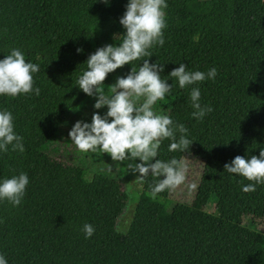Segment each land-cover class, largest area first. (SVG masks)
Masks as SVG:
<instances>
[{
    "label": "trees",
    "instance_id": "1",
    "mask_svg": "<svg viewBox=\"0 0 264 264\" xmlns=\"http://www.w3.org/2000/svg\"><path fill=\"white\" fill-rule=\"evenodd\" d=\"M127 3L0 0V59L19 49L39 65L33 88H40L38 96L0 95V111L11 112L25 149L0 152V182L21 172L29 179L19 206L0 201V255L7 264H264V184L246 193L242 188L254 182L224 171L237 155L250 159L264 149V0H166L165 43L150 48L147 59L164 64L161 78L172 90L153 110L183 124L193 143L186 153L170 152L172 141L164 139L157 159L191 153L202 160L190 203L170 206L169 190L153 199L157 178L149 174L142 181L148 198L136 202L126 232H117L125 203L116 179L98 172L87 179L81 167L46 154L63 118L95 97L78 80L90 54L122 42ZM142 63L109 73L104 91ZM180 63L205 74L215 67L217 75L180 88L168 75ZM193 87L201 106L213 108L202 120L192 116ZM210 195L216 214L203 211ZM243 217L261 230L245 226ZM84 224L95 229L90 238Z\"/></svg>",
    "mask_w": 264,
    "mask_h": 264
},
{
    "label": "clouds",
    "instance_id": "2",
    "mask_svg": "<svg viewBox=\"0 0 264 264\" xmlns=\"http://www.w3.org/2000/svg\"><path fill=\"white\" fill-rule=\"evenodd\" d=\"M166 7V0H128L126 11L119 20L125 29L122 42L118 46L109 44L99 47L90 54L86 60L87 70L78 80L79 89L90 97H96L93 107L101 109L106 106L107 112L103 116L94 112L91 123L75 122L68 133L80 152H96L99 149L110 155L112 161L138 159L139 163H129L128 168L133 173H139L137 179L141 181L149 174L157 178L151 188L153 199L158 193L175 189L186 180L187 168L183 163L176 158L168 162L157 159L162 141H172L168 147L170 152L183 153L188 152L193 143L186 138L188 129L183 124H174L169 115L153 110L155 103L163 100L172 90V85L161 78L164 64L149 63L147 59L152 56L150 48L165 43ZM81 51L77 49L78 53ZM136 60L143 61L138 70L132 68L126 77H118L115 84L109 86L112 94H105L103 82L108 74ZM38 71V64L26 62L19 49H12L10 55L0 59V95L16 97L34 93L38 96L40 88H33V73ZM168 75L178 81L180 88H184L205 79H214L217 70L213 67L206 74L189 72L186 65L180 63ZM200 95L199 88L191 89L192 116L197 120H202L213 111L210 105L201 106ZM176 133L180 134L179 139ZM22 141L23 137L14 132L11 112L0 111V152H7L11 145L12 151L23 153ZM224 171L254 182L242 188L246 193L254 192L256 185L264 184V149L260 150L259 156L253 155L250 159L237 155L224 165ZM28 183V176L23 172L4 179L0 182V201L6 200L14 207L19 206ZM82 230L85 238H90L95 231L91 224H84ZM0 264H7L3 255H0Z\"/></svg>",
    "mask_w": 264,
    "mask_h": 264
},
{
    "label": "rangeland",
    "instance_id": "3",
    "mask_svg": "<svg viewBox=\"0 0 264 264\" xmlns=\"http://www.w3.org/2000/svg\"><path fill=\"white\" fill-rule=\"evenodd\" d=\"M105 94L111 95L112 93L109 91L105 92ZM95 102L96 97H93L92 101L84 108L76 109L63 118L59 126V132L49 144L46 154L50 159L62 164L81 167L84 169L87 179L96 172L115 178L119 184L125 203L122 212L115 222V229L117 232L125 233L136 202L148 198L143 193L142 181L137 179L140 174L133 173L128 168L129 163H139L140 161L138 159L135 161L125 160L123 162L112 161L110 155L102 153L99 149H97L96 152H80L68 136L75 122L84 121L86 123H91V117L94 112H98L102 116L106 114L107 107L95 109L93 107ZM179 161L187 168L186 180L175 189L168 191L170 206L174 203L188 204L192 201L202 170L203 162L194 154H184ZM215 200L216 198L214 195H210L208 201L203 206V211L216 214L214 209ZM168 209L169 208L160 214L161 218H167ZM242 223L249 228L261 230V227L252 222L248 217H243Z\"/></svg>",
    "mask_w": 264,
    "mask_h": 264
}]
</instances>
